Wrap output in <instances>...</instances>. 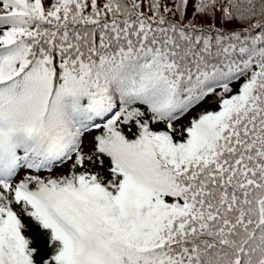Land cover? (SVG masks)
Returning <instances> with one entry per match:
<instances>
[{
    "label": "snow or ice",
    "instance_id": "1",
    "mask_svg": "<svg viewBox=\"0 0 264 264\" xmlns=\"http://www.w3.org/2000/svg\"><path fill=\"white\" fill-rule=\"evenodd\" d=\"M0 264H264V0H0Z\"/></svg>",
    "mask_w": 264,
    "mask_h": 264
}]
</instances>
